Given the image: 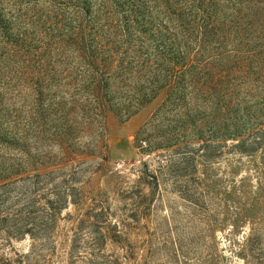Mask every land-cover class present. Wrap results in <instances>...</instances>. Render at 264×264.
<instances>
[{"label": "rangeland", "instance_id": "374dc122", "mask_svg": "<svg viewBox=\"0 0 264 264\" xmlns=\"http://www.w3.org/2000/svg\"><path fill=\"white\" fill-rule=\"evenodd\" d=\"M32 202L42 258L6 235ZM99 229L97 264H264V0H0V264H88Z\"/></svg>", "mask_w": 264, "mask_h": 264}, {"label": "trees", "instance_id": "16d2710c", "mask_svg": "<svg viewBox=\"0 0 264 264\" xmlns=\"http://www.w3.org/2000/svg\"><path fill=\"white\" fill-rule=\"evenodd\" d=\"M200 10V9H198ZM201 11V10H200ZM133 14V11H130ZM130 16L125 20L124 25H114V24H108L105 25V27H99L96 28L100 33H94L93 38L96 40L101 33L103 34L104 31H108L111 34H115L117 36H127L128 31L130 29L129 27V22H132V19H129ZM135 18V17H134ZM135 20V19H133ZM127 21V22H126ZM135 22V21H133ZM195 23V24H194ZM192 24L196 25L199 29H201V32L203 35L207 34H214L218 31L217 27L215 26L214 21L211 18H208L206 15L205 11H202V14L199 19L194 18L192 21ZM90 31H93L94 29H89ZM127 32V33H126ZM98 34V35H95ZM75 47L77 46V43H74ZM83 48V46H81ZM92 48V45L89 46V50ZM98 48V45L91 49V52H95V50ZM91 64L94 66V68L98 69L102 65L98 63L97 59L92 57L91 55L89 56ZM42 60V59H41ZM103 62V61H102ZM42 63V61H40ZM45 66L48 68V72H52L53 68L49 64H45ZM108 67L104 65L102 67V71L107 69ZM163 83H156L153 88L144 95V97H141L138 99V103H136L134 106L130 107V109H127L125 113L117 112L116 116L121 120L125 121L129 119L131 116H133L144 104L149 102L157 93L158 91L162 88ZM98 101V99H96ZM51 173V172H50ZM47 175V174H46ZM35 179H38L39 174H34L33 176ZM33 205L32 203H29L25 205V209L18 210L21 215L18 216L17 218V226L13 225L6 231V235L9 239L12 238H18L20 234L24 236H28L31 240L32 244V252L33 251H38L37 254L40 258H42V253L47 250V246L49 242L52 239V234L50 229L54 227L56 223V210H52L50 214H48L45 217L39 216L36 212L32 210H28L29 206ZM22 211H25V213H22ZM84 224V222H83ZM81 230L79 228L76 231V234H74V240L72 241V246H71V253H70V259L73 257L74 251H75V241L77 240V237L80 236L79 233ZM86 237V236H85ZM76 239V240H75ZM89 245L92 247L91 253H90V258L88 259V264H97L95 260L101 253V247L105 245V239H104V234L100 231V229L97 231V235H94V237H88ZM94 259V260H92ZM69 264H75V262H72V260L69 262Z\"/></svg>", "mask_w": 264, "mask_h": 264}, {"label": "built area", "instance_id": "2783aa9c", "mask_svg": "<svg viewBox=\"0 0 264 264\" xmlns=\"http://www.w3.org/2000/svg\"><path fill=\"white\" fill-rule=\"evenodd\" d=\"M142 145H145V143H144V142H142Z\"/></svg>", "mask_w": 264, "mask_h": 264}]
</instances>
